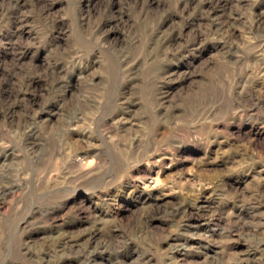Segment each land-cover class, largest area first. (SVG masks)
I'll list each match as a JSON object with an SVG mask.
<instances>
[{"label": "rangeland", "instance_id": "1", "mask_svg": "<svg viewBox=\"0 0 264 264\" xmlns=\"http://www.w3.org/2000/svg\"><path fill=\"white\" fill-rule=\"evenodd\" d=\"M0 264H264V0H0Z\"/></svg>", "mask_w": 264, "mask_h": 264}, {"label": "bare ground", "instance_id": "2", "mask_svg": "<svg viewBox=\"0 0 264 264\" xmlns=\"http://www.w3.org/2000/svg\"><path fill=\"white\" fill-rule=\"evenodd\" d=\"M246 71V70H245ZM181 210V209H180ZM175 214L177 213V212H179V209H176V210H174L173 211ZM182 213V212H181ZM178 214V213H177ZM183 249V248H182Z\"/></svg>", "mask_w": 264, "mask_h": 264}]
</instances>
